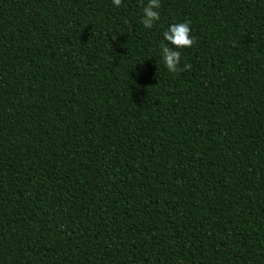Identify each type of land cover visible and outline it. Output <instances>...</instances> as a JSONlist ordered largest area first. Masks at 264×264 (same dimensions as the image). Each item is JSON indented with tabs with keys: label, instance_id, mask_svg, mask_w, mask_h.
Returning <instances> with one entry per match:
<instances>
[{
	"label": "trees",
	"instance_id": "trees-1",
	"mask_svg": "<svg viewBox=\"0 0 264 264\" xmlns=\"http://www.w3.org/2000/svg\"><path fill=\"white\" fill-rule=\"evenodd\" d=\"M144 2L0 0V264H264V0Z\"/></svg>",
	"mask_w": 264,
	"mask_h": 264
},
{
	"label": "clouds",
	"instance_id": "clouds-1",
	"mask_svg": "<svg viewBox=\"0 0 264 264\" xmlns=\"http://www.w3.org/2000/svg\"><path fill=\"white\" fill-rule=\"evenodd\" d=\"M122 0H111L113 8H119ZM161 0H145L140 7V23L145 29H151L160 20ZM195 41L191 34L190 22L183 20L169 23L162 31L158 44L159 56L168 73L176 74L190 68L188 63L181 64V50L190 48Z\"/></svg>",
	"mask_w": 264,
	"mask_h": 264
}]
</instances>
